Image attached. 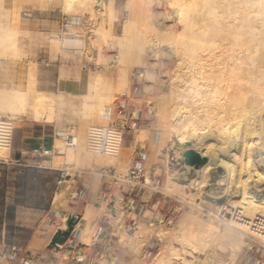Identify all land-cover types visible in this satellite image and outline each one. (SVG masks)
I'll use <instances>...</instances> for the list:
<instances>
[{"label": "bare ground", "instance_id": "bare-ground-1", "mask_svg": "<svg viewBox=\"0 0 264 264\" xmlns=\"http://www.w3.org/2000/svg\"><path fill=\"white\" fill-rule=\"evenodd\" d=\"M62 1L65 13L86 19V29L82 30L90 33L89 46L93 45L95 38L101 44L109 42V46L110 43L119 46V53L114 60L102 55L93 57L97 65L107 64L108 67L117 68V83H123V86H116L117 89L125 87L127 90L129 82L133 79L139 80L141 72H144L145 63L141 62L138 63L139 66L132 67L134 74L130 73L129 66L135 62L132 60L134 51L140 53L142 50L143 53L145 50L149 56L164 55L177 59V66L167 71L166 79L158 80L163 83L161 87L165 94L152 113L158 117L160 129L166 134L174 129L184 130V126L192 131L208 129L202 134L200 132L201 138L191 137L193 141H200L198 144L192 142V146L202 155H207V161L198 167L183 165L185 170H193L195 175L194 186L192 185L195 191L188 193L189 205L196 208L197 212L201 210L198 209L200 205L195 201L194 194L203 190L202 185L208 180L209 169L214 172L217 169H213L214 167L222 166L224 172L220 173L219 180L227 181L224 186L222 184L226 195L224 208H228L230 212L227 223H224L222 220L215 222L213 215L202 216L201 211L198 214L185 211L176 232L181 246L197 254L203 253L206 257L203 258L204 264H234L237 254L243 251L246 244L245 237L261 243L264 247V191H246V182L241 173L233 174L234 163L241 156L247 154L246 157L250 158L253 150L256 155H260L256 140L261 138L258 136L264 131V0H165L166 5L171 7V11L164 17L170 20L169 23L160 22L152 12L153 0H124L123 9H126L127 18L123 24V33L120 37L117 36L118 39L111 33L119 13V8L116 10L114 6L115 0ZM6 2L0 0V63H16L17 60L24 59L17 46L18 26L10 22L18 11H15L14 4L12 8L6 9ZM42 2L39 4L41 7ZM54 40L57 47L56 38ZM130 50L133 52L130 53ZM97 71L89 75L88 91L79 98L80 104H74L75 99L67 98L68 96L65 98L61 94L56 98H49L50 103L56 101L60 106L69 107L79 125L77 133L71 132L72 145L56 138L54 146L61 151L66 149L68 160L83 162V165L94 162L101 166H110L123 158L119 151L122 141L120 131L113 132L112 153H99L89 145L88 131L85 129L88 124L99 122L105 125L112 105L113 93L108 94L112 90L109 85L111 79H108L111 70ZM28 72L27 83H34L35 67ZM1 74V83H7V73ZM24 93L26 95V90L10 92L7 96L9 101L5 103L2 102L4 96L0 95V114L5 112L15 116L19 111L18 101L23 103L25 100ZM25 103L30 106L34 119L43 120L44 108L49 104L44 101V97L35 95L33 103ZM47 118L48 115L45 119ZM123 123L121 119L116 121L119 129H122ZM166 134L160 145L166 142ZM142 135L141 133L138 137L141 138ZM142 139L138 138L135 142L137 151L143 148ZM185 141L187 140L179 142L181 150L185 149ZM9 148L10 146L0 149V154H4ZM224 156L230 157L229 161H225ZM232 181H235L234 184H230ZM175 188L176 191L183 192ZM96 208H100V204L94 202L88 205L86 213L74 225V233L79 234L84 241L91 238L98 240L97 236L101 234L96 228L97 215L101 212L96 213ZM64 228L65 226L62 229ZM217 232L231 247V256L223 263L215 261L212 254L207 252V247ZM36 236L32 239V245H39L41 242ZM142 246L140 241L137 245L138 252ZM166 252L170 261H182L179 250L170 248ZM31 256L36 257L37 253L33 252Z\"/></svg>", "mask_w": 264, "mask_h": 264}, {"label": "rangeland", "instance_id": "rangeland-1", "mask_svg": "<svg viewBox=\"0 0 264 264\" xmlns=\"http://www.w3.org/2000/svg\"><path fill=\"white\" fill-rule=\"evenodd\" d=\"M123 2L124 0H115L114 2L116 10L119 8L118 18L113 24L111 30V33L115 38L117 36L120 37L123 33V24L127 18L126 9H123ZM170 8L171 7L169 5H166L165 0H153L151 2V10H153L152 12L156 14L160 22L163 21L165 23H169L170 20L168 19V21L167 18L164 17L166 13L171 11ZM178 28H180L179 25ZM19 33L20 30L18 29V34ZM88 33V31H83L82 34L73 35L72 37H74L73 40L75 42H68V40L64 39V45L74 48L77 62H79L81 65L86 63L87 66H90V74L95 73L97 70L101 71L102 69L108 71L111 70L108 73L109 76L105 74L106 77L108 76L109 81L111 79V83H109V85L112 86V90L110 92L108 91V94L113 93V95H111L113 98L111 109L107 115L109 122L107 121L106 124L110 122H116L119 119L124 122L125 126L122 130V141L119 151L121 154H123V146H127L128 152L125 158H121V161L113 162L112 165H110L111 167L104 166L94 168L91 167L92 162L91 164L84 163L83 165V162L78 163L76 161V167H72L71 164L74 163V160L66 159L67 150L65 149L61 151V149L57 148L60 153H64V167L66 172L70 174L65 180L66 192L61 195L58 205H61L62 209L65 210L66 213L70 211H76L75 209L71 208L72 204L68 203L71 200L67 201L68 195L71 194L67 191L71 189V185L75 184L78 187L79 185L84 184V182L75 183L72 180L68 181V178L73 176L75 169L77 170L79 168H87L88 171L96 173H101V170L103 169H106L107 171L113 170L114 175L124 177V175L128 174L130 169L136 167L146 172V179L148 178L149 181H146L145 179V181L139 180L136 182L133 179L127 178V180H124L120 178L118 183L114 184L112 182V176L110 175V172H106V176L100 178L98 188H96L97 193L94 196V199L89 201V203H93L94 201L100 202H95L100 204V208H96L95 212H101L97 215L96 221V228L101 232L100 236H97L98 240L97 238H91L89 241L82 240V237L79 234L74 233L73 230L75 228L73 226L70 240L61 246L58 245V247H49L47 244H43L44 241L40 243L41 245L43 244L42 247H40V244H31L33 248L40 247L37 251L40 255L36 252V257L31 256L33 253L32 250L28 249V247L25 249L32 253L30 254V258H38V260L35 261V264H204L203 258L206 257L203 253L197 254L194 251L190 249L189 251L188 249H185L181 246L180 239L176 235L177 229L180 226L179 221L183 218V213L189 210L194 211L197 214L201 211V214L202 216L204 215V217H207V215H213L215 222L222 220V222L227 223L228 218H223V220L219 216V211L225 207L226 198L222 184L224 186L227 181L219 180L220 173L222 174L224 172V167L219 166L221 167V171L216 170L214 172H211V169H209V175L207 178L208 180L202 185L203 190L197 193L195 192V194L199 196L194 194L195 201H197L198 205H200V208L198 207V209L201 210H198L197 212L196 208H193L189 205L188 200L190 199L188 193L190 194L195 191V187H193V179L195 175L193 174V170H185L186 165H184V167L180 161L182 157L180 155L181 146L179 145V142L190 139L193 144H198L200 141H193L191 140V137L201 138L200 132L202 134V132H205V130L207 131L208 129L192 131L186 129V126H184L182 127L184 130L176 129V131L174 129V131H172L170 134H166L160 129L161 127L159 126L160 121L157 119L158 117L154 116L152 113L153 109L156 107L155 105L159 102H162L165 94V91L161 87L163 83H159L158 80L166 79L167 71L172 70L177 66V59L173 56L167 57L164 55L159 57L149 56L147 52L145 53V50H143V53H141L142 50L140 53L139 51L133 52V50H130V53L133 52L132 54L134 55L132 56V60L136 62H133V65L131 64L132 66H129L131 68L130 73L134 74L135 71H132V67L139 66L141 62L145 63L144 72H141L142 74L139 80L137 79L136 81V79H133L129 82L127 90L125 87L117 89L116 86H123V83H117V68L108 67L107 64L97 65L93 57L102 55L108 59L114 60V57H116L119 53V46L112 43H110L109 46V42H106L107 44H103L104 42L101 44L97 39H94L93 45L89 46L90 42L88 39H90V33ZM78 35L82 36V38H80L82 41L77 39L76 36ZM147 56L149 57L147 58ZM5 72L7 73L5 81L8 83V81L11 79L12 73L9 70L3 71L1 68L0 83L3 81V76L1 73ZM81 97L82 95L78 97V99L74 100L73 98L74 102L76 101L74 104H80L79 98ZM25 102H27L26 96L23 103L18 101L17 106L19 111H17V114L19 115H16V117L5 112L4 114L3 112L0 114V116H5L12 121V125L14 127L13 131L18 126H25V123H30L28 121L31 120L28 116L30 106H27V103ZM21 106L22 110H20ZM49 107L51 115L50 120H53L52 117H56L59 123V126L57 127L59 139L63 141V136L66 133L71 134V132L74 131V133H77L79 125L77 124L76 117L73 115L69 107L60 106L56 101L53 102ZM104 114L106 115V113ZM21 117L25 119H22ZM94 124L97 123H93L92 125ZM98 124L103 125L99 122ZM90 126L91 125L88 124L85 129L88 131ZM140 132L143 134L141 138L138 137L141 135ZM182 133L183 135H181ZM164 134H166L167 137L166 142L160 145L161 140L165 138ZM260 136L261 138L256 140L258 144L256 148L260 150L258 152L260 155H256L257 153H255L253 150L250 153V158H247L246 154V156H241V159H237L239 162L236 160L234 163L233 174L236 175L237 173H241L242 178L245 180L244 182L247 183H245V187H247L246 191H251L254 189L257 191H264V131L263 134H260L258 137ZM138 138H143L141 142L143 148L140 151H137L135 144ZM166 153H169L168 162L166 160ZM244 157H246L249 161L247 159L244 160ZM229 159L230 157L227 158L224 156L225 161H229ZM258 160L260 161L258 162ZM236 162L238 164L241 163L242 165L239 164L241 167H238ZM95 165L101 166L98 163H95ZM215 168L217 167H214L213 169ZM86 175L87 176L84 177L85 180L89 174ZM97 177L100 176L98 175ZM216 180L220 181V183ZM233 182L235 181H232L230 184H234ZM99 187L103 188V190H100ZM175 187H177L179 190H182L183 194L180 191H176L177 189ZM218 189L220 191L222 189L224 193L221 191L222 194H220L221 192ZM104 190L115 195V198L109 200L110 203L108 201L109 207L106 206L105 199H99L101 192ZM215 190H218V193L215 192ZM121 192L129 195L128 198L135 200H130V204L125 203V200L123 201V198H121L123 196ZM120 199L122 201H120ZM80 208L79 210H85L84 214L88 210V206H81ZM172 211L174 212L172 219L170 221L164 220L165 215L171 213ZM83 215H81V217H83ZM52 218H57L58 222L52 223L50 220ZM69 218L71 217L66 215V220H64L60 213L55 211V209H52L48 217H46L44 220L45 225H41L37 229V232L49 235L57 227L62 229L65 226L64 229H67L66 221ZM73 219L78 220V214L76 217H73ZM157 239L159 240L158 253L152 261H147L146 251L148 246L152 240ZM140 241L143 246L138 252L137 245ZM244 241L246 243L244 247L248 245L252 247L253 250L257 249L264 255V247L261 243L256 242L253 239H248L247 237L244 238ZM75 243L86 245V248L83 252L80 251L79 253L78 248H68V246L71 244L75 245ZM170 248L179 250L182 261H170L168 257H166V251H168ZM6 249L7 247L0 248V256L7 251ZM96 249L101 250L102 252L106 251V257L108 256V258H106L105 255H100V257H97ZM207 252L212 254L215 261L223 263L231 256V247L227 240L217 232L215 233L213 240H211L209 243ZM242 253L243 251L237 254L234 264H250L241 259ZM75 255L78 257H75Z\"/></svg>", "mask_w": 264, "mask_h": 264}, {"label": "crops", "instance_id": "crops-1", "mask_svg": "<svg viewBox=\"0 0 264 264\" xmlns=\"http://www.w3.org/2000/svg\"><path fill=\"white\" fill-rule=\"evenodd\" d=\"M6 1V9L12 8V4L17 6V8L14 6L15 11H18L15 14L18 15L17 19L13 15V20L10 22H14V26H18L17 29L20 30L17 46L19 54L24 59L17 60L16 63H0L3 71L9 70L12 73L8 83H0V95L4 96L2 102L9 101L7 96L12 91L26 90L24 96L27 97L29 104L34 102L35 95L44 97V101L49 104L47 103L44 108L43 120L34 119L30 113L31 108L29 109L28 116L31 120L28 121L30 123L16 127L13 131L10 148L4 154H0V248L25 249L28 247L33 253L37 252L43 244L48 245L54 232L60 229L57 227L49 235L37 232L41 225H45L44 220L50 211L55 209L63 216L64 220H66V215L70 217L78 214V218L81 217L85 210H79V208L92 204L89 201L94 199L100 178H103L101 173L88 171L87 168L75 169L73 176L69 177L68 181L84 182V184L78 187L75 184L71 185V189L67 191L71 193L68 195L67 201L71 200L68 203H71V208L76 211L66 213L62 206L58 205L61 195L66 192L65 180L70 174L64 167V153H60L54 146L55 140L59 136L57 131L59 123L56 117H52L53 120H50L49 105H52L53 102L50 103L48 100L50 97L56 98L60 94L64 97L68 96L67 98L78 99L88 90L90 66H87L86 63L79 64L74 48L65 46L63 41L64 39L68 42L74 41L72 36L84 31L87 21L79 15L65 13L62 8V0ZM41 1L44 2H42V7L39 5ZM55 38L57 47L54 45ZM80 38H82L81 35L77 39L82 41ZM34 67V83H27L28 71ZM16 115L19 114L15 113V117ZM47 115L48 118L45 119ZM183 150H180L181 154ZM127 152V146H123V158ZM169 153H166L167 162ZM180 161L185 165L182 159ZM71 166L76 167V163L74 162ZM92 166L94 168L104 167L97 166L94 162H92ZM86 174L89 176L85 180ZM98 175L100 177H97ZM99 189L103 188L99 187ZM94 202L100 203L99 201ZM50 220L52 223L58 222L57 218ZM35 236L41 240L40 243L45 242L40 244V247L33 248L31 242ZM70 236L65 243L70 240ZM48 237L50 238L47 240ZM70 247L78 248L79 253L84 251L86 245L75 243ZM75 257L78 256L75 255ZM30 259L29 264H35V261L38 260V258Z\"/></svg>", "mask_w": 264, "mask_h": 264}, {"label": "built area", "instance_id": "built-area-1", "mask_svg": "<svg viewBox=\"0 0 264 264\" xmlns=\"http://www.w3.org/2000/svg\"><path fill=\"white\" fill-rule=\"evenodd\" d=\"M124 126L125 125L123 123L122 129H119V125H117L116 122H110L105 125H100V124L91 125L87 133L89 145L96 152L112 153L113 147H114V144H113L114 142L112 139L113 132L120 131V134L122 135L121 130H123ZM13 129L14 127L12 125V121L5 116H0V149L11 146L12 137H13ZM70 135H71L70 133H66L63 136V141L65 142V144L72 145L73 140ZM106 172L108 173L110 172V175L112 176V182L114 184H117L120 178L124 180H127V178L133 179L136 182L139 180L145 181L146 175H147L145 171H143L140 168H136V167L130 169L128 174L125 175L124 177H119L117 175H114L113 170L107 171L106 169L101 170V175L105 177ZM121 194L123 195L122 198L123 200H125V203L130 204V200L132 201L135 200V199L128 198L129 195H126L123 192H121ZM100 198L105 199L106 205L109 207L108 205L110 203L109 200L115 198V195L111 192L104 190L101 192L99 199ZM173 214H174L173 211L171 213L166 214L164 217V220L170 221L172 219ZM229 214L230 212L228 208L227 209L223 208L219 211V216L221 219L228 218ZM158 249H159V240L158 239L152 240V242L150 243L146 251L147 261H152L154 259V257L158 253ZM6 250L7 251L3 255L0 256V264H29L28 261L30 260L31 256L28 250L24 248H17V247H8ZM96 252H97V257H100V255L101 256L105 255L106 257L107 255L106 251L102 252L101 250H97ZM106 258H108V256ZM241 259L250 264H264L263 253H260V251H258L257 249L253 250L252 247L248 245L244 247Z\"/></svg>", "mask_w": 264, "mask_h": 264}, {"label": "water", "instance_id": "water-1", "mask_svg": "<svg viewBox=\"0 0 264 264\" xmlns=\"http://www.w3.org/2000/svg\"><path fill=\"white\" fill-rule=\"evenodd\" d=\"M185 149L182 151V161L185 165H191L198 167L199 165L205 163L208 159L207 155H202L197 151L193 146L190 140L185 141ZM217 171H221V167H217ZM76 224V220L73 217L67 219L66 225L67 229H57L52 235L48 246L49 247H58V245H63L69 238L73 226ZM70 247V246H68Z\"/></svg>", "mask_w": 264, "mask_h": 264}]
</instances>
